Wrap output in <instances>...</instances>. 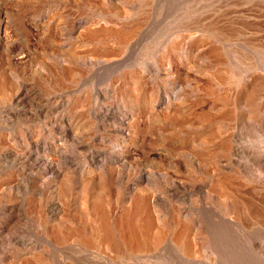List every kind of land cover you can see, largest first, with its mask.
<instances>
[{"label": "rangeland", "instance_id": "1", "mask_svg": "<svg viewBox=\"0 0 264 264\" xmlns=\"http://www.w3.org/2000/svg\"><path fill=\"white\" fill-rule=\"evenodd\" d=\"M0 14V264H264V0H0ZM100 174L111 240L88 210ZM137 201L150 239L131 251Z\"/></svg>", "mask_w": 264, "mask_h": 264}, {"label": "bare ground", "instance_id": "2", "mask_svg": "<svg viewBox=\"0 0 264 264\" xmlns=\"http://www.w3.org/2000/svg\"><path fill=\"white\" fill-rule=\"evenodd\" d=\"M14 23V22H13ZM12 24V23H11ZM9 26V25H8ZM7 19H5V16L4 15H1L0 14V37H5L6 33H7ZM120 31V30H119ZM94 32H99V29L98 30H95ZM121 32V31H120ZM123 32V31H122ZM123 33H126V32H123ZM122 33V34H123ZM119 34V33H118ZM121 34V35H122ZM128 34V33H127ZM130 35V34H129ZM122 37V36H120ZM125 37V35L123 34V38ZM127 37V35H126ZM126 39V38H125ZM259 50V49H258ZM75 52V51H74ZM27 54V53H25ZM23 54L22 52H15V54L11 57H9V59L11 61H16V64H23L27 61V55ZM73 56H74V53H73ZM79 57V56H78ZM10 63V62H9ZM9 66V65H8ZM261 87V86H260ZM255 89V88H254ZM258 89V88H257ZM252 90V89H251ZM255 91V90H254ZM250 92V91H249ZM248 92V93H249ZM256 92V91H255ZM254 93H252L251 96H249L250 98H254ZM247 93V94H248ZM248 97V98H249ZM152 98V97H151ZM249 98V99H250ZM256 100V98H255ZM252 103V102H251ZM168 106V105H167ZM254 114H259V111H258V106L256 107V105H254ZM260 110V109H259ZM253 114V115H254ZM164 118V117H163ZM120 128V127H119ZM115 130V129H114ZM134 131V130H133ZM129 133V132H128ZM130 134V133H129ZM211 134V133H210ZM134 136V135H133ZM212 142V141H211ZM227 143V142H226ZM224 145V146H223ZM222 146H220L221 149L223 148H226V144H223ZM231 146V145H230ZM227 147H229V144L227 143ZM231 148V147H230ZM229 148V149H230ZM228 151V149H225ZM27 153V152H26ZM226 153V152H225ZM229 154V153H228ZM69 169V168H68ZM67 169V170H68ZM55 171V170H54ZM64 171V170H63ZM66 172L67 171H64V174H63V177L60 179L61 180V183L60 185L63 186L64 184V187L66 189H70L71 188V183H72V178H71V173L67 172V175H66ZM59 174V173H58ZM99 174V173H98ZM95 177V176H94ZM53 178V177H52ZM99 178L101 179V181L99 182V179L98 180H94L92 179V177H90V179L86 180V183L84 185H87V189L90 188V186L92 187L94 184L96 183H99V185L101 186L100 189H97L96 188V197H92L93 199H90V202L89 200H87L89 202V211L91 213H96V220H98L97 223L100 224V226H107L108 228H106V233L103 235L105 236V239L107 240H111V237H112V230H113V224L110 225L108 222H107V219H106V212H104V209H105V202H106V194L104 193L105 192V189H107V185H108V182L106 181V178H104V176L102 174H100ZM75 182V181H74ZM84 183V182H83ZM81 184V183H80ZM82 185V184H81ZM80 185V186H81ZM90 185V186H89ZM97 187V186H96ZM110 187V186H109ZM86 189V190H87ZM61 190V189H60ZM92 190V189H91ZM61 193H62V190H61ZM81 196V195H80ZM82 197V196H81ZM138 199V198H137ZM81 200V199H80ZM143 200V199H142ZM87 201H85L87 203ZM84 202V203H85ZM135 204V203H134ZM87 206V207H88ZM146 207V202L144 201H137L136 204L130 208L129 211H126V213L124 214V219H123V222L121 223V225L125 228V232H127V236H126V242L127 244L130 246V250L133 251V250H136V249H139V248H142L144 246H146L148 244V239H150L147 235L148 231L150 230L151 228V223H150V220L147 219V221H144V219L142 220L140 218V214H141V211H143ZM148 216V215H147ZM101 220V222L99 221ZM140 222L142 223L140 225ZM178 223V222H177ZM73 229V228H72ZM102 229V228H101ZM95 231V230H94ZM78 232V231H77ZM96 233V232H95ZM152 233V232H151ZM77 234V233H75ZM93 235V234H92ZM154 235V234H153ZM63 236V235H62ZM103 236V237H104ZM177 236V235H176ZM163 238V234L162 232H158L157 233V236H156V240L157 241H161V239ZM84 239V238H83ZM93 239L91 238L90 241H92ZM88 242V240H87ZM110 242V241H109ZM151 243V242H150ZM128 246V247H129ZM117 248V247H116ZM226 264V263H225Z\"/></svg>", "mask_w": 264, "mask_h": 264}]
</instances>
